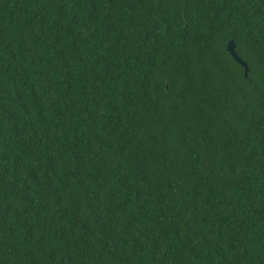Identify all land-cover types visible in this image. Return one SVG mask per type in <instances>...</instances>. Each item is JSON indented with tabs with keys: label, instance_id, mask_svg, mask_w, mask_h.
Wrapping results in <instances>:
<instances>
[{
	"label": "trees",
	"instance_id": "16d2710c",
	"mask_svg": "<svg viewBox=\"0 0 264 264\" xmlns=\"http://www.w3.org/2000/svg\"><path fill=\"white\" fill-rule=\"evenodd\" d=\"M0 264H264V0H0Z\"/></svg>",
	"mask_w": 264,
	"mask_h": 264
},
{
	"label": "water",
	"instance_id": "95a60500",
	"mask_svg": "<svg viewBox=\"0 0 264 264\" xmlns=\"http://www.w3.org/2000/svg\"><path fill=\"white\" fill-rule=\"evenodd\" d=\"M228 52L231 54V56L245 69V77L248 78L249 77V66L248 64L242 60V58L238 55L237 51H236V45L234 40H231L228 43V47H227Z\"/></svg>",
	"mask_w": 264,
	"mask_h": 264
}]
</instances>
